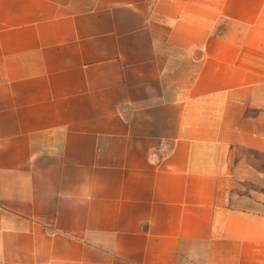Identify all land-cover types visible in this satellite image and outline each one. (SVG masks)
<instances>
[{
  "label": "crops",
  "instance_id": "1",
  "mask_svg": "<svg viewBox=\"0 0 264 264\" xmlns=\"http://www.w3.org/2000/svg\"><path fill=\"white\" fill-rule=\"evenodd\" d=\"M0 264H264V0H0Z\"/></svg>",
  "mask_w": 264,
  "mask_h": 264
}]
</instances>
